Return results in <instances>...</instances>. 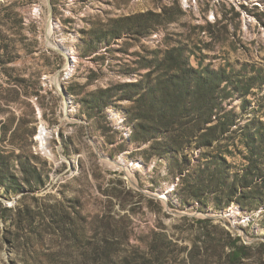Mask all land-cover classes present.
Returning a JSON list of instances; mask_svg holds the SVG:
<instances>
[{"label":"rangeland","instance_id":"374dc122","mask_svg":"<svg viewBox=\"0 0 264 264\" xmlns=\"http://www.w3.org/2000/svg\"><path fill=\"white\" fill-rule=\"evenodd\" d=\"M50 1L0 0V264H231L238 238L236 264H264V198L222 185L248 166L241 131L162 154L118 88L182 47L195 68L263 82L224 107L232 130L264 122V0Z\"/></svg>","mask_w":264,"mask_h":264},{"label":"trees","instance_id":"16d2710c","mask_svg":"<svg viewBox=\"0 0 264 264\" xmlns=\"http://www.w3.org/2000/svg\"><path fill=\"white\" fill-rule=\"evenodd\" d=\"M172 21V18L166 19L168 23ZM158 53H154L155 61H151L154 63V69L149 63L145 67L150 71L141 80L123 83L118 87L122 89L123 97L133 103V109L128 113L132 121H138L133 126L137 138L147 136V139H158L161 133L166 144L162 153L164 154L169 153L171 149H182L185 144L180 139H184L183 137L190 138V145L196 143L199 147L213 148L216 142L225 139L226 133L231 132V136L225 139L229 141L235 140L236 134L241 131L240 142L249 151V156L244 158L248 161V166L246 171L237 175L232 182L222 178V185L230 189L233 198L236 196L239 202L246 198L252 201L263 199L264 122L254 117L245 127L232 130L238 124L239 115L224 107L226 100L233 97L235 92L248 96L252 88L262 86L263 82L246 84L244 78L234 80L235 71L230 73L227 69L214 70L208 66L195 68L182 47L166 49L161 59L158 58ZM255 79L263 80L260 75ZM114 90H100L103 108L109 107V99L117 95ZM248 103L245 100L242 108L245 109ZM209 124L211 126H208ZM204 130L206 132L199 135ZM159 144L161 142L156 141L151 146L153 155H159L156 147ZM10 179L7 175L1 182L6 183L5 181ZM26 182L31 183L29 180ZM20 186L15 188V191L19 190ZM238 241L240 238L229 244L231 264L240 263L249 257L248 248L239 246Z\"/></svg>","mask_w":264,"mask_h":264},{"label":"water","instance_id":"95a60500","mask_svg":"<svg viewBox=\"0 0 264 264\" xmlns=\"http://www.w3.org/2000/svg\"><path fill=\"white\" fill-rule=\"evenodd\" d=\"M47 2H48L49 9H50V13L52 14L53 9H52V6H51V1L47 0ZM102 158H104V157H102ZM154 197H156V196H154Z\"/></svg>","mask_w":264,"mask_h":264}]
</instances>
